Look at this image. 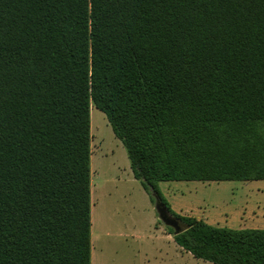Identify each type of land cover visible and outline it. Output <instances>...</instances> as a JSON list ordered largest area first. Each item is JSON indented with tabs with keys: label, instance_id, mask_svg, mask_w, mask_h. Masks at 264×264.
<instances>
[{
	"label": "trees",
	"instance_id": "trees-1",
	"mask_svg": "<svg viewBox=\"0 0 264 264\" xmlns=\"http://www.w3.org/2000/svg\"><path fill=\"white\" fill-rule=\"evenodd\" d=\"M91 106L181 249L264 264L158 186L264 180V0H0V264H91Z\"/></svg>",
	"mask_w": 264,
	"mask_h": 264
},
{
	"label": "rangeland",
	"instance_id": "rangeland-1",
	"mask_svg": "<svg viewBox=\"0 0 264 264\" xmlns=\"http://www.w3.org/2000/svg\"><path fill=\"white\" fill-rule=\"evenodd\" d=\"M89 115L91 243L95 261L98 264H213L194 258L173 240L172 227L161 221L155 202L133 177L126 150L112 132L105 114L91 106ZM179 185L184 188L183 203L192 200L205 207L224 209L236 221L234 226L264 229V180L182 181ZM180 205L183 212L179 214L192 213Z\"/></svg>",
	"mask_w": 264,
	"mask_h": 264
},
{
	"label": "crops",
	"instance_id": "crops-1",
	"mask_svg": "<svg viewBox=\"0 0 264 264\" xmlns=\"http://www.w3.org/2000/svg\"><path fill=\"white\" fill-rule=\"evenodd\" d=\"M182 181L210 182V181H200V180L159 181L158 186L163 189V191H162L163 195L166 197L171 208L175 212H177V213L183 212L181 210V207H179V204H181L180 206H183L185 208V209L182 208L183 210L187 209L188 211L192 212L190 214V215H193L192 217H195L197 219H201L210 225L219 226V227L226 226V227L236 228V229L242 228V227H236L233 225L236 223V221L233 220L234 218L231 219L230 216L228 217L227 216L228 214H225L227 212H225L224 209H216V208H213L212 206L210 207L208 205H207V207H205V206L199 205L200 202H194L192 200H189L188 203H185V202L183 203L182 197H183L184 188H182L181 185H179V183ZM223 181H237V180H223ZM162 183H165V184H162ZM175 183H177V184H175ZM179 200H181V203H178ZM222 211H223V214H222ZM190 215H187V216H190ZM237 225L239 226V223H237ZM92 226H93V218L91 217V237H92ZM97 235H100V233H98ZM90 260H91V264H98L94 258L92 243H91Z\"/></svg>",
	"mask_w": 264,
	"mask_h": 264
},
{
	"label": "water",
	"instance_id": "water-1",
	"mask_svg": "<svg viewBox=\"0 0 264 264\" xmlns=\"http://www.w3.org/2000/svg\"><path fill=\"white\" fill-rule=\"evenodd\" d=\"M155 209H156L161 221L165 225L172 227L174 234H178L183 230V226L181 225L179 220H177L176 218L169 215L167 213L165 207L160 202H158V201L155 202Z\"/></svg>",
	"mask_w": 264,
	"mask_h": 264
}]
</instances>
